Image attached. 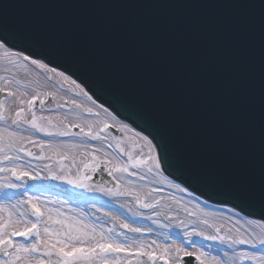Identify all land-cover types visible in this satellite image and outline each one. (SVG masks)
<instances>
[{"label":"water","instance_id":"water-1","mask_svg":"<svg viewBox=\"0 0 264 264\" xmlns=\"http://www.w3.org/2000/svg\"><path fill=\"white\" fill-rule=\"evenodd\" d=\"M3 36L152 139L167 175L264 218V0H0Z\"/></svg>","mask_w":264,"mask_h":264},{"label":"snow or ice","instance_id":"snow-or-ice-1","mask_svg":"<svg viewBox=\"0 0 264 264\" xmlns=\"http://www.w3.org/2000/svg\"><path fill=\"white\" fill-rule=\"evenodd\" d=\"M7 40V36L0 37V49H7V52L0 55V173H7L5 176H0V264H160V262L191 264L189 258L193 257L197 264H264V218L248 219L245 216L242 223L241 220L236 219L240 213L236 212L235 208L230 209L234 215L229 217V220L235 222L225 232L222 225L210 222L209 217L215 216L214 213L202 208L198 213L195 209L189 210L185 207L189 216L202 215L204 218L200 220V223L206 225L211 231L197 227L195 224L189 228L183 221H179L175 226L182 231L175 235L182 237L183 242L168 244L154 239L146 242L128 235L129 233H151L153 231L151 227H139L125 220L119 224L114 222L105 232L103 226L98 228L95 224L89 225L82 218L70 215L67 211H61L67 201L59 202V206H50L57 202L41 200L39 196L30 195V190L35 187L28 183L30 180L59 181L61 184L69 185L71 187L64 190V194L69 199L82 198L85 193H103L109 197L133 195L136 190L126 188L122 190L116 174H128L143 181L154 169L156 175L160 174L162 161L159 154L151 155L152 149L157 145L153 144V140L147 135L143 136V140L149 146L148 154L136 156L123 146L120 137H112V140L116 141L115 148L127 158L121 163L117 157L103 148L88 143V141L103 142L108 139L107 136L102 135L110 127L106 122H100L103 127L96 123H65L66 117L61 118L58 112L44 115L41 111L38 114L37 102L39 106H44L48 101V106L51 108L56 95L54 92L41 91L43 86L38 79L21 81L10 74L11 67H4V64L14 65L15 59L11 49L8 48ZM16 56L23 57L26 61L30 60L33 65L41 69L48 68V65L39 59H32L23 53H17ZM51 71L55 73L57 70L53 68ZM59 75L64 77L65 81L70 80L77 88L80 87L70 76H66L63 72ZM48 79L52 80L53 77ZM60 87L62 88L63 84ZM83 94L89 100L92 99L88 92L85 91ZM9 100L16 105L15 109L9 107ZM70 103L77 108H83L76 100ZM55 107L60 109L65 105L57 103ZM84 111L89 116H99V113H94L91 108ZM107 111L105 109V112ZM76 115L78 118L86 119L80 113ZM128 127L127 124H121L119 130L124 131ZM72 128H79V132L73 133ZM29 129L34 133H43L46 137H82L79 143L62 140L59 144L67 146L68 149H90V151L84 152L79 163L74 156L70 157L66 150L56 152L55 157L58 159H55V163H58L59 169L56 170L53 163H48L42 170L45 174L41 175L39 166L31 167V160L27 163L19 162L24 161L26 157L53 161L54 156L45 155V149L54 150L55 144L51 139L41 140L38 136L35 139L31 135L25 136L24 133ZM139 135L140 133H137V136ZM26 144L39 147L40 155L33 153L29 147L25 146ZM137 147L143 153V148ZM107 148H113V144L109 142ZM161 148L163 149L164 146L161 145ZM13 152L15 154H11ZM97 153H103V155H97ZM70 158L71 165L65 164L64 161ZM72 167H75V173ZM142 168L146 169L144 174L132 170ZM97 172H107V175L115 181V185L108 187L103 181L94 183L92 177ZM164 179L167 180L168 177ZM168 183L170 186L174 184L182 192L188 191L187 188L175 184L172 180ZM78 189L83 191H76ZM151 191L159 193L163 189L156 188ZM151 191L148 195H151ZM260 198L261 207L264 208V185L261 188ZM160 199L162 197L149 201L147 197L141 199L138 194L135 195V203L144 209H155ZM196 207L199 208V205ZM139 215L143 216L144 213ZM158 215V212L153 211L147 218L151 219L152 216ZM116 219L113 217L114 221ZM152 222L160 223L158 220ZM237 225L240 226L237 227ZM162 226L171 228L173 225ZM125 229L127 231H124ZM163 235L165 240L173 239L166 233ZM18 237L22 239H17ZM208 241L218 242V245L206 243ZM185 245L198 250L189 251V247ZM241 245L246 247H240Z\"/></svg>","mask_w":264,"mask_h":264},{"label":"bare ground","instance_id":"bare-ground-1","mask_svg":"<svg viewBox=\"0 0 264 264\" xmlns=\"http://www.w3.org/2000/svg\"><path fill=\"white\" fill-rule=\"evenodd\" d=\"M10 48V47H8ZM11 49V53L13 58L15 59L14 65L4 64V67H11V75L15 76L16 79L21 81H29V80H39L41 85V91L44 92H54L56 95V100L52 103L51 108H49L48 103L46 101L44 106L38 107V114L42 111L44 115H50L54 112H58L61 118H65V123H96L100 124L101 121L106 122L110 127L106 129L102 135L108 137L107 140L101 141H88L89 144H95L99 148H103L107 152L111 153L112 156L117 157L122 163L127 158L119 153V150L115 148L116 141L112 140V137L115 136L112 132V129H118V135L116 137H120L123 146L132 151L133 155H144L148 154L149 146L147 142L143 140L144 134L138 129L134 128L128 121L117 116L113 111L104 103L94 99L92 95L88 92V94L92 97L91 100L88 99L83 93L86 91L83 86L71 75L63 72L60 69L52 67L48 65V68L41 69L37 65H33L30 60H24L23 57L16 56L17 53H23L26 56H30L25 52L17 49ZM7 52V49H0V55H3ZM32 59H39L36 57L30 56ZM7 58H5L6 60ZM41 60V59H39ZM45 63L43 60H41ZM46 64V63H45ZM55 68L57 71L53 73L51 69ZM60 72H63L66 76H70L72 79L76 80L77 84L80 85L79 88L76 87L75 84H72L71 81H65L64 77L59 75ZM48 77H53L52 80H49ZM63 84L61 88L60 85ZM87 92V91H86ZM79 93V95H77ZM51 98V97H50ZM76 100L78 104L82 105L83 108H77L75 105L71 104L70 101ZM95 101V103H93ZM9 107L15 109L16 105L11 103L9 100ZM57 103L64 104L65 107L56 109L55 105ZM103 105V107H100ZM91 108L94 113H99V116H89L84 109ZM105 109L108 111L105 112ZM77 113H80L82 117L86 119H81L77 117ZM30 115V114H29ZM55 120L56 117L54 116ZM11 123V121H9ZM121 124H127L129 127L127 130L121 131ZM115 125V127H112ZM100 127H103V124H100ZM71 131L73 133L79 132V128H72ZM137 133H140L137 136ZM25 136H30L35 139V137H39L41 140H53L55 144V148L53 149H45V155L54 156V160H35L32 157H26L24 161L19 163H27L28 160L32 161V168L39 166L41 170V175L45 173L42 171L45 164L53 163V166L56 170L59 169L58 163H55L56 152L67 151L70 157H75L77 163L83 158V154L85 151H90V149H68L65 145H60L59 141L62 140H70L73 142L79 143L83 138L72 136V137H46L43 133H34L31 129L24 133ZM150 139V138H149ZM111 142L113 144V148H107V144ZM26 147H29L30 150L35 153L37 156L40 155V148L35 146L34 144H26ZM137 146H141L143 148V153L140 152V148ZM11 154H15L14 152ZM23 155V154H22ZM97 155H103V153H97ZM151 155L155 156L156 151L155 148L152 149ZM7 164V162H5ZM65 164L71 165V158L69 160L64 161ZM134 171H140L141 174L146 172V169H132ZM73 173H75V167H72ZM7 173H0V176H5ZM120 180V184L123 189H135V193L133 195L128 196H119V197H109L104 195L103 193H85L82 198H72L64 194V190L69 188V185L61 184L59 181H29L30 185H35L30 190V195L39 196L41 200H50L56 201L55 205L50 206H59V202L67 201V204L61 208V211H67L70 215H74L78 218H82L85 223L92 225L95 224L98 228L103 226V230L106 232L108 228L112 227L113 223L116 224L122 223L127 220L129 223L135 224L139 227H151L153 231L151 233L145 232L141 233H129L128 235L134 239H143V240H151L155 239L158 242H164L168 244H176L175 242L182 243V237L176 236V233L182 231L181 228L176 227L175 225L179 221H183L188 227H192L194 224L197 227L204 228L205 230L210 229L207 228L206 225L200 223V220L204 218L201 216H189L187 211H185V207L189 210L195 209L198 213L200 208L205 211L214 213L215 216L209 217L210 222L216 223L218 225L223 226V231H227L232 227V224L235 222L234 220H229V217H232L234 213L230 211L233 207L224 203H215L211 202L197 193L191 191L187 187H185L180 182L170 178L162 171L159 175H156V170L154 169L152 173L147 174L146 180H139L138 177H131L128 174H116ZM164 177H168V179H164ZM112 179V177H111ZM113 180V179H112ZM172 180L175 184H180L181 187L187 188V192H182L177 189L174 184L172 186L169 185L168 181ZM94 183H100L98 181L92 180ZM114 181V180H113ZM129 181H134V183H129ZM115 182V181H114ZM55 186V187H53ZM109 187V186H108ZM160 188L163 189L162 192H154L152 189ZM83 191V190H76ZM151 191V195H148ZM138 194L141 199L147 197L149 201L152 199H160L159 205L155 209H144L139 207L135 203V195ZM179 201V203H177ZM207 201V203H205ZM199 205V208L196 207ZM131 209V211H129ZM236 212L240 213L236 219L241 220L242 223L243 217L247 216L239 212L235 209ZM158 212V216H152L151 219L147 217L152 214V212ZM139 213H144L143 216L139 215ZM81 214H84L81 216ZM113 217L117 219L114 221ZM248 219H261L257 217L247 216ZM158 220L159 224H154L152 221ZM164 224H172L171 228H165L162 225ZM240 225H237L239 227ZM124 231H127L126 229ZM168 234L172 236V240H165L163 234ZM234 233V230H233ZM22 239V238H17ZM206 243H213L214 245H218V242L208 241ZM185 247H189L185 245ZM220 247H223L220 245ZM240 247H246L245 245H241ZM197 248L189 247V251H197ZM162 264V262H160Z\"/></svg>","mask_w":264,"mask_h":264},{"label":"rangeland","instance_id":"rangeland-1","mask_svg":"<svg viewBox=\"0 0 264 264\" xmlns=\"http://www.w3.org/2000/svg\"><path fill=\"white\" fill-rule=\"evenodd\" d=\"M118 130V129H117ZM114 134V133H113ZM116 134V133H115ZM114 134V135H115ZM118 134H116L115 136H117ZM176 244H180L179 242H175ZM191 260H193V262H194V264H197V262L195 261V258L193 257V258H191Z\"/></svg>","mask_w":264,"mask_h":264},{"label":"flooded vegetation","instance_id":"flooded-vegetation-1","mask_svg":"<svg viewBox=\"0 0 264 264\" xmlns=\"http://www.w3.org/2000/svg\"><path fill=\"white\" fill-rule=\"evenodd\" d=\"M51 101V100H50Z\"/></svg>","mask_w":264,"mask_h":264}]
</instances>
